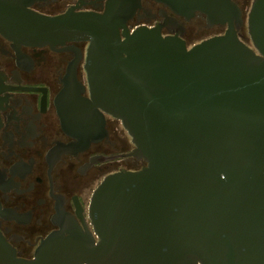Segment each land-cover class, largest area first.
<instances>
[{"label":"water","instance_id":"water-1","mask_svg":"<svg viewBox=\"0 0 264 264\" xmlns=\"http://www.w3.org/2000/svg\"><path fill=\"white\" fill-rule=\"evenodd\" d=\"M34 1L0 0V35L24 46L89 43L90 98L66 88L63 126L76 119L88 146L103 112L130 138L127 157L144 166L95 190L92 232L72 222L31 261L0 237V264H264V0L247 18L252 47L229 0H156L228 25L191 49L98 16H42Z\"/></svg>","mask_w":264,"mask_h":264},{"label":"flooded vegetation","instance_id":"flooded-vegetation-1","mask_svg":"<svg viewBox=\"0 0 264 264\" xmlns=\"http://www.w3.org/2000/svg\"><path fill=\"white\" fill-rule=\"evenodd\" d=\"M229 1L243 23L239 38L252 47L247 18L254 0ZM30 10L50 18L69 12L98 16L113 29H149L188 49L228 30L200 13L177 15L156 0H35ZM88 49L89 43L78 41L24 46L0 35V237L19 260H33L45 240L72 222L92 232L89 207L95 190L110 175L144 166L127 157L134 150L130 138L103 112L93 119L95 141L88 146L76 119L71 130L63 126L66 88H75L72 99L90 98Z\"/></svg>","mask_w":264,"mask_h":264}]
</instances>
